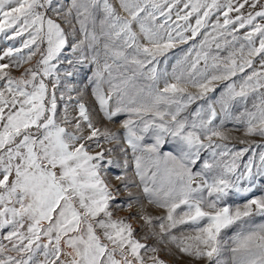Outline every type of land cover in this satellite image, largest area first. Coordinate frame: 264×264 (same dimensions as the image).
I'll return each instance as SVG.
<instances>
[{"label": "snow or ice", "instance_id": "obj_1", "mask_svg": "<svg viewBox=\"0 0 264 264\" xmlns=\"http://www.w3.org/2000/svg\"><path fill=\"white\" fill-rule=\"evenodd\" d=\"M62 23L71 28V42ZM209 27L217 49L221 38L235 49L226 58L211 57L212 71L203 51L210 34L203 33L199 46L194 42ZM25 33L20 48L0 54V229H9L0 240V264H167L149 239L173 246L191 264H264V223L253 221L264 217V195L243 205L225 202L247 196L256 177H264V152L258 165L252 157L241 165L249 147H230L223 130L235 121L245 136L264 137V0H0V34L13 40ZM189 41L170 78L158 73L157 58ZM66 47L70 57L62 55ZM37 54L35 64L11 74ZM84 70L91 71L85 76L103 118L115 123L125 117L122 134L94 123L71 83ZM238 73H244L239 90L229 82L191 119L181 115L215 91L214 82ZM249 95L252 109L235 114ZM59 101L65 102L62 117ZM72 101L78 114L69 118ZM169 142L174 151L162 152ZM129 152L139 185L124 182L123 174L115 178L126 191L130 184L142 187L147 205L160 215L146 209L132 214L138 198L128 192L117 207L130 216L114 218L120 189L110 184L108 167L120 166L113 158L119 153L127 168ZM137 218L140 238L131 222ZM233 226L236 233L224 239L222 230Z\"/></svg>", "mask_w": 264, "mask_h": 264}, {"label": "rangeland", "instance_id": "obj_2", "mask_svg": "<svg viewBox=\"0 0 264 264\" xmlns=\"http://www.w3.org/2000/svg\"><path fill=\"white\" fill-rule=\"evenodd\" d=\"M70 2H71V0H60V3H62L64 5H68V4H70ZM256 10H259V8H257ZM173 19H175V16H173ZM221 19H222V17H221ZM214 21H215V15L211 18L210 22H214ZM192 22L194 24V18H193ZM62 26L65 28L66 32L69 33V41L71 42V40H72L71 28L69 27L68 24L62 23ZM72 26H74L77 29V33H76L77 38H80V33L78 32L79 25L76 24L75 20L72 21ZM245 31L246 30L242 29V30H240L239 33H237V35L242 37L244 35ZM204 32H208L210 34L208 44L204 46L203 51L207 52L209 55V59H208L209 71H212V69L210 67L211 64L213 63L211 57L219 56L221 59H223V58H226L228 56L230 51H235V49L231 48L228 45H225L223 42V38H221L219 40L221 47L219 49H217L216 43L213 42L211 39V35H214V34L212 33V29L210 27L207 29H201V34H198L197 37L195 38L194 42L198 46L200 45V42L202 40H204V35H203ZM186 35H190V33H187ZM26 38H27V34L25 33V36L23 38L16 37L13 40H6L3 36V34H0V54H2L3 51L9 46L20 48L22 39H26ZM228 40H231L230 36L228 37ZM192 43H193V41H189L188 43H177V44H175V46L173 48L168 49V51L165 52L164 55L159 56L157 58L159 60V63L156 65L158 73L167 72L169 74V78H170L172 70H173V66L177 65V61L181 60L183 58L185 52H187L188 48L191 46ZM44 46H46V45H42V47H44ZM238 46L239 45L237 44V48H238ZM196 50H199V47ZM196 50L193 51L190 59L195 58V51ZM27 51H28V49H22V52L25 54L27 53ZM62 55L65 57H70L72 55L70 48L66 47L64 49ZM239 56H240V53L237 51L236 57L238 60H239ZM38 58H39V54H37L36 57H33L32 61H30L28 64L23 65V67H21L20 69L12 68L11 74L13 76L18 77L21 74V72H23L24 68H27V67L35 64V62ZM4 62H7V61H4ZM204 66H205V62H204V60H201L198 67L203 68ZM64 67H67L66 62H65V64H63L61 66L62 69ZM254 67L259 68L258 58H256V60L254 61ZM85 71H87V70L82 71L79 75L74 77L71 80V83L73 85H75V87L78 90L81 91L82 101L86 104V106L92 112L94 123H96V125L98 127H100L101 130H103L105 127H107L113 131H118L122 134L123 129L120 127V120L125 118V117H123V116L120 117L119 119L116 120L115 123L108 122L107 120H105L103 118L102 114L98 110V106L95 103L94 97L92 95V86H91V84H89V82L85 76ZM245 72L250 73L251 69H245ZM243 75H244V73H238L237 76L232 77V81H216V82H214L213 87L215 88V91H211V92L206 93L205 99L196 100L192 104L188 105L187 109L181 115L182 116H188L189 119H191L192 118L191 113L194 112L196 108L200 107L201 105H204L205 107H207V101L209 99H211L213 101L218 99L221 92L224 90L225 85L229 82H235L237 85V90H239L240 78ZM87 76H91V71H87ZM0 84H2V82H0ZM162 86L163 85L161 82V87ZM188 91L196 93V92H198V89H194V88L189 87ZM76 94L77 93L75 91H73L71 93V95L73 97H75ZM57 95L59 96V91L57 92ZM253 99H254V97L252 95H249V98H248L246 104L237 105L236 107L233 108V112L235 114H239V112L243 111L244 107H247L248 109L251 110L252 104H253ZM64 103H65L64 101L58 102V105H59L58 112L60 113L61 117L64 114V109H63ZM215 107L217 108V111L219 112V105H215ZM77 114H78V112H77V109L75 107V101H72L70 103L69 109H68L69 118L75 117ZM219 119L220 118L218 117L214 123L218 124ZM223 130L225 132V135L229 138L227 141H225V143H228L230 147L234 146L235 150H239V149L244 148V147H249V151L244 154V156L242 157V159L240 161L241 165H243L244 163H247V161L250 157H252L254 159L255 164L258 165L260 163L259 154L261 152H264V137H260L258 135H256V136H245L243 125L237 124L235 121H226L224 126H223ZM241 140H246L248 143L247 144H241L240 143ZM146 142L152 143L153 141L149 138H146ZM104 146L110 147L112 145L105 144ZM161 151L162 152L174 151L173 143L169 142V143L165 144L164 147L161 149ZM202 155L204 157H207L208 154L205 151L204 153H202ZM113 158L118 160L119 164H120L119 167H117L115 165L108 167V179L110 181V184L113 187L120 189V195L117 197V199L113 202V205H112L113 209H114V218L115 217H129L130 216V210L129 209L117 207V206L123 205L129 199L128 192H131L133 194V197L138 198V200H133L134 206H133V209L131 210L132 214H134L136 212L144 211L146 209L147 212L152 214V215H160L161 210L156 209L154 206L147 205V201L144 197L142 187L132 186L130 184L129 189L126 191L122 187V181L117 180L115 178L117 175L123 174V175H125V178H126L124 182L134 180L136 185H139V178L135 176V166H134V162L131 159V152H129V156H128L129 163L127 165V168L124 167L123 157L119 153L115 154ZM261 195H264V177L257 176L255 179L253 191L251 193H249L247 196H235V195L230 196L225 202L228 204H231L233 206L243 205V203H245L248 199H251L253 197H259ZM142 206H144V207H142ZM253 221L256 224L264 223V217L254 216ZM131 222L133 223L134 227L137 228V233H136L137 238H140L143 235V232L139 229V225L143 222L139 221L138 218L131 220ZM8 230L9 229H0V240H2L3 236H5L7 234ZM237 230L238 229L235 226L229 227L227 229H223L222 230V237L224 239H228L231 236H233ZM177 234H179V232H177ZM2 242L5 244H8V241H6V240H3ZM146 243L159 247L161 250L159 251L158 255L161 259L165 260L167 262V264H191L190 258H188L186 256H179V254L176 252V249L171 245H168L167 247H165L164 245H156L155 239H149ZM38 259L43 260V256L38 255ZM201 264H203V262H201Z\"/></svg>", "mask_w": 264, "mask_h": 264}]
</instances>
